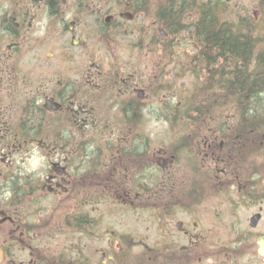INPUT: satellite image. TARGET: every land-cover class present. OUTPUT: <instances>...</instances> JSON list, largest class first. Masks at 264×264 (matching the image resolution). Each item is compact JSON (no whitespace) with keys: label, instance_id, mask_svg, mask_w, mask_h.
<instances>
[{"label":"flooded vegetation","instance_id":"1","mask_svg":"<svg viewBox=\"0 0 264 264\" xmlns=\"http://www.w3.org/2000/svg\"><path fill=\"white\" fill-rule=\"evenodd\" d=\"M222 5L0 0V264H264V134L177 112Z\"/></svg>","mask_w":264,"mask_h":264},{"label":"trees","instance_id":"2","mask_svg":"<svg viewBox=\"0 0 264 264\" xmlns=\"http://www.w3.org/2000/svg\"><path fill=\"white\" fill-rule=\"evenodd\" d=\"M216 29L207 23H197L193 28L195 34L203 36L205 44L212 47L207 48L210 54H217L214 59L204 57L208 67H217V72L203 77L205 95L206 82L217 86L214 94L209 92V95H213L211 99L215 100L200 106L198 94L201 78L189 77L186 107L177 112L186 117H226L229 110L234 109L238 117L253 120L251 130H241L240 134L249 133L258 137H252L251 141H259V136L264 134V40L260 37H243V30L237 28L232 31L227 24ZM218 64L226 68H219Z\"/></svg>","mask_w":264,"mask_h":264},{"label":"rangeland","instance_id":"3","mask_svg":"<svg viewBox=\"0 0 264 264\" xmlns=\"http://www.w3.org/2000/svg\"><path fill=\"white\" fill-rule=\"evenodd\" d=\"M255 3L256 0H222L223 5L218 13V24H227V26H229L233 31H236L237 28L243 30V37L249 39H257L260 37L261 40H264V11L255 10ZM183 18L184 20L182 22L181 19L182 24H180L182 25V29H186L188 32L193 31L194 26L198 23V17L195 16L194 18H186L183 16ZM241 19H245L247 22ZM180 35L185 34L180 33ZM186 50L190 51L188 46L186 47ZM219 65L220 64H218V66ZM219 68L226 67L219 66Z\"/></svg>","mask_w":264,"mask_h":264},{"label":"water","instance_id":"4","mask_svg":"<svg viewBox=\"0 0 264 264\" xmlns=\"http://www.w3.org/2000/svg\"><path fill=\"white\" fill-rule=\"evenodd\" d=\"M2 253H3V252H2L1 249H0V260H1V258H2Z\"/></svg>","mask_w":264,"mask_h":264}]
</instances>
